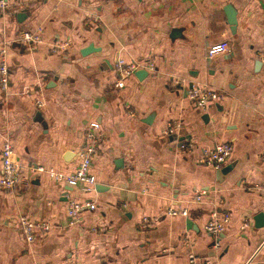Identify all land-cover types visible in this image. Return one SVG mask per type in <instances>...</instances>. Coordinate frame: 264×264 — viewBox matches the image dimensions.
<instances>
[{
    "label": "crops",
    "instance_id": "0c3cea01",
    "mask_svg": "<svg viewBox=\"0 0 264 264\" xmlns=\"http://www.w3.org/2000/svg\"><path fill=\"white\" fill-rule=\"evenodd\" d=\"M0 16L8 88L0 90V151L13 145L28 178L17 193L0 188V264H264V0H8ZM235 11L234 32L226 5ZM42 29L43 43L24 46L23 31ZM67 41L62 52L51 44ZM227 51L207 56L213 44ZM95 51L83 56L82 47ZM152 62L144 78L116 89L115 63ZM189 85L221 100L201 111ZM42 106L38 107L36 101ZM208 114V118H202ZM177 135L162 134L168 122ZM98 123L90 172L94 189L57 182L43 166L73 173L86 132ZM180 141L192 143L179 151ZM229 141L224 176L197 162L201 150ZM1 175V161H0ZM203 191L201 201L193 196ZM68 199L95 203L69 226ZM170 205L187 216H166ZM224 230H205L212 213ZM47 221L27 242L20 217ZM159 220L144 223V217Z\"/></svg>",
    "mask_w": 264,
    "mask_h": 264
},
{
    "label": "built area",
    "instance_id": "2783aa9c",
    "mask_svg": "<svg viewBox=\"0 0 264 264\" xmlns=\"http://www.w3.org/2000/svg\"><path fill=\"white\" fill-rule=\"evenodd\" d=\"M10 6L8 0H0V16L8 12ZM24 46H31L43 43L42 29L38 28L33 31H23L18 39ZM69 46L67 41L61 43H52L51 51L53 53H58L64 51ZM229 45L226 41H222L211 45L207 49V56L214 57L220 53L227 51ZM256 58L260 61H264V47L257 49ZM6 49H0V90L6 91L8 88V66L6 63ZM140 68H144L148 71L154 70V65L152 62L141 63L137 61L126 62L124 59L119 58L115 63V74L116 78L113 83L114 88L119 89L124 87L125 80L134 75V72ZM223 94L211 89L210 87H199L191 86L188 89V98L190 101L201 111H206L212 103L221 100ZM38 107L42 106L40 100L36 101ZM92 130L86 132L87 143L79 153V164L77 169L71 173L58 172L52 168H45L43 166H35L30 168L31 173H45L51 179L57 182L67 183L69 185H76L82 183V191L89 192L94 189L95 177L90 172V166L92 163V157L97 151L98 146V134L99 128L98 123H92L90 125ZM179 128V123L176 121L168 122L162 129V134L168 136L177 135V130ZM179 151H190L192 148L191 142L180 141L178 144ZM233 151L232 143L229 141L215 143L213 147L209 149L201 150L197 157V162L205 167H210L215 170H219L223 165L230 159ZM14 155L13 145L7 139L3 142L0 151V161H1V175H0V188L7 190L12 193H17L21 189L27 186L29 182L21 171L20 165L12 159ZM264 160V155L262 156ZM204 195L203 191L197 192L193 196L194 201H201ZM95 203L89 201H80L76 199H68L66 207V216L69 226L76 225L81 220V214L85 210H94ZM187 209L184 207L170 205L164 211L163 214L166 216H187ZM159 220L158 216H153L151 218L144 217L142 221L144 223L150 221ZM229 222V215L227 213L218 214L216 212L212 213L210 220L205 224V230L213 235L221 233L226 224ZM20 229L27 242H32L34 240V230L36 228L43 229L47 231L50 228V223L47 221H34L28 217L22 216L19 219ZM188 264H210L208 261L199 262L193 253H189ZM242 264H253V257H249Z\"/></svg>",
    "mask_w": 264,
    "mask_h": 264
},
{
    "label": "water",
    "instance_id": "95a60500",
    "mask_svg": "<svg viewBox=\"0 0 264 264\" xmlns=\"http://www.w3.org/2000/svg\"><path fill=\"white\" fill-rule=\"evenodd\" d=\"M226 13H227V17H228V23L231 26V30L232 32H234L235 27H236V15H235V11L232 9V7L228 4L226 5ZM92 51H95V47L93 45V43H89L88 45H86L85 47H82L79 50V53L83 56L91 53ZM148 74V71L144 68H140L138 70H136L134 72V76H136L137 78L141 79L144 78L146 75ZM192 85H189V87H191ZM202 118H208V114H204L202 116ZM12 159L15 160V155L12 156ZM226 174V168L222 167L219 170H216V175H222L224 176ZM255 226L258 228H263L264 227V214L263 213H258L255 217Z\"/></svg>",
    "mask_w": 264,
    "mask_h": 264
}]
</instances>
